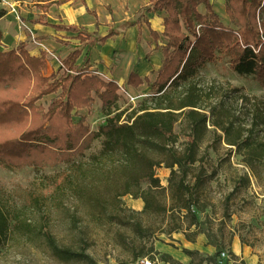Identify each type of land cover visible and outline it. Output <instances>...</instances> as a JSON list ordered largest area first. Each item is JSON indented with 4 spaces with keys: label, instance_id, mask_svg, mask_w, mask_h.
Here are the masks:
<instances>
[{
    "label": "trees",
    "instance_id": "obj_1",
    "mask_svg": "<svg viewBox=\"0 0 264 264\" xmlns=\"http://www.w3.org/2000/svg\"><path fill=\"white\" fill-rule=\"evenodd\" d=\"M70 1L74 0H42L44 5H40V9L47 12L53 5L61 6ZM81 1L87 13L97 18V13L87 7L86 0ZM1 4L2 0L0 19L7 14ZM200 6L205 7V13L200 11ZM225 8L233 27L224 25L211 0H150L144 12L167 14L163 21L164 45H158L160 35L151 28L164 59L152 83L154 94L128 115L118 107L120 86L93 73L87 59L83 67L77 64L83 47L104 45L119 34L118 31L111 30L101 36L97 31L89 32L77 25H51L43 18L33 20L32 23L52 26L58 31L77 33L82 46L62 59L59 71L49 76L46 53L33 56L24 44L7 50L5 44H9L10 39L0 32V166L15 171L28 167L43 170L66 164L75 178L72 183L75 180L80 183L77 184L80 196L83 186L80 175L85 164L76 163L75 159L83 156L96 139L102 138V148L92 158L98 168L106 162H117L112 164H116L120 172L119 179L110 190L119 196L132 195L142 200L144 207L141 211L117 207V214H93L92 217L132 232L136 238L126 246L131 253L130 263L149 258L164 264H183L171 255L158 252L153 243L155 235L172 237L174 234H183L192 243L203 234L208 245L215 247L213 255L183 249L191 258L190 264H230L241 259L232 251L233 238L226 243L214 237L210 229L203 228L204 223L199 218L207 207L203 199L205 179L200 172L204 169L200 139L203 130H208L209 116L201 111L193 80L208 64L226 59L231 71L252 77L264 88V0H225ZM140 23L138 19L126 23L122 29L140 26ZM147 80L131 73L128 85L139 87ZM55 94L48 108L40 104L45 97ZM96 97L102 103L106 120L94 131L85 117L78 122L74 119L79 110L90 109ZM238 98L251 112L249 132L264 130V102L246 94ZM181 120L188 123L183 148L177 147L180 136L175 132ZM213 125L224 133L231 152L235 150L241 155L248 168L254 170L256 161L264 159V139L251 142L240 131L231 135L233 122ZM161 166L170 170L167 188L157 175ZM67 177L66 173L60 175L59 187ZM144 183H147L146 188ZM89 198L94 210L101 209L106 201V195L100 194L99 189L92 191ZM73 216V224L81 232L77 223L79 217ZM154 218L161 219L159 227L151 224ZM46 224L42 235L56 256L64 261L99 264L89 253L94 244L92 239L81 235L77 248L62 246ZM224 249L228 250L230 258L222 261Z\"/></svg>",
    "mask_w": 264,
    "mask_h": 264
},
{
    "label": "rangeland",
    "instance_id": "obj_2",
    "mask_svg": "<svg viewBox=\"0 0 264 264\" xmlns=\"http://www.w3.org/2000/svg\"><path fill=\"white\" fill-rule=\"evenodd\" d=\"M130 1L133 4L142 2V0ZM211 1L217 11L223 4L221 0ZM104 2H108V5L110 3L119 5L114 8L111 6L113 10L107 7L108 12L115 11L118 18L126 12L137 9L129 3L120 5L122 0H104ZM143 9L139 10L136 17L131 20L134 21L138 17L142 19V16L148 15ZM200 11L205 13V7H201ZM100 17L108 18L106 7H102ZM220 17L222 22L228 25L224 24L225 26L233 27L230 18V22H226L223 15ZM101 32L105 34L106 29H102ZM128 37H131L130 33ZM161 43L163 45L166 43L164 37H161ZM134 55L133 47L129 44L121 61L122 64L126 66ZM111 71L112 68H109L108 73H112ZM146 79L148 78L144 80ZM154 81L155 76L152 75L139 87L122 84L119 91L121 98L118 103L120 110L128 115L140 102L152 96L155 92L152 88ZM193 84L196 86V93L203 108L201 111L209 116L208 130H203L200 139V156L203 157L202 166L204 167L200 172L205 179L203 199L207 207L204 213L199 214V218L204 223L203 228L210 229L214 237L226 243L232 238H239L243 245L252 248L258 259V262L254 264H264V159L257 160L255 169L251 170L246 166L241 155L235 150L231 152L230 146L225 142L224 133L213 125L214 123L230 125L233 122L231 135H237L240 131L244 133V137L248 136L251 142L264 139L263 129L249 132L251 112L249 106L238 98L241 94H246L264 102V88L252 77L240 76L231 71L226 59L208 64L194 78ZM56 96L57 94L47 96L40 104L48 108L51 100ZM81 117H85L91 129L97 131L106 120L101 101L96 97L94 105L90 109L79 110L74 120L78 122ZM175 132L180 136L177 147L183 148L186 143L185 134L188 132L187 121L181 120L176 125ZM102 141V138L96 139L83 156H77L75 159L76 163L85 164L80 175L83 185L80 188L82 191L80 196L77 194V184L80 185V183L76 180L72 183L75 178L72 177L70 167L66 164L43 170L28 167L15 171L6 170L0 166L2 242L0 264H87L82 260L64 261L56 256L42 235V227L46 223L62 246L77 248L81 235L92 239L94 244L89 253L99 264L131 262V253L126 246L136 238L132 232L119 225L109 224L108 221L93 220L92 217L93 214L98 216L117 214V207L125 211L143 209L136 206V199L132 195L119 196V193L110 190L109 187L117 183L120 172H117L116 164H112L117 163L114 161L106 162L99 168L95 165L92 156L99 153ZM64 173L68 177L59 187L57 183L60 175ZM157 175L162 186L167 188L170 170L161 166L157 169ZM143 187L146 188L147 183H144ZM97 189L100 194L104 192L106 201L101 209L94 210L89 197L91 192ZM35 199L37 202H34ZM73 215L79 217L77 223L82 229L81 232L73 224L75 219ZM151 224L159 227L161 219H151ZM182 235L174 234L172 237L155 235L153 243L156 245L158 242L168 241L175 247H181L179 238L184 239ZM224 251L226 257L221 256L222 261L230 258L228 250L224 249ZM141 260L135 264H142ZM242 261L244 260L239 259L233 263L251 264L250 257Z\"/></svg>",
    "mask_w": 264,
    "mask_h": 264
},
{
    "label": "crops",
    "instance_id": "obj_3",
    "mask_svg": "<svg viewBox=\"0 0 264 264\" xmlns=\"http://www.w3.org/2000/svg\"><path fill=\"white\" fill-rule=\"evenodd\" d=\"M41 1L2 0L1 6L7 11V14L0 19V32L5 38L10 39V43L5 44V49L11 50L17 48L20 44H24L26 50L33 56H40L42 52L46 53L49 76L59 71L62 59H65L72 51L82 48V46L77 39V33L58 31L52 26L32 23L33 20L43 18L51 25H77L89 32L97 31L101 36H105L111 30H115L119 34L110 38L106 44L100 45L96 43L93 46L83 47L82 56L77 64L83 67L85 59H87L90 70L95 71V74L106 80L115 81L121 87L122 84L129 86L128 80L131 73L138 74L142 79H149V77L154 75L156 80L164 59L162 50L157 48V46L163 45L161 37H163V21L167 15L166 12L148 13V15L142 16V19L138 17L141 21L140 26L130 27L124 31L122 29L126 23L138 20V18L134 21L131 19L136 17L139 10L148 6L150 0H142V2L137 4H133L130 0H122L120 5L129 3L130 6L133 5L137 9L133 12H126L119 18L115 11L110 13L107 9V7L112 9V7H118L119 5L111 3L108 5V2H104V0H86L87 7L97 13V18L87 13L86 6L81 0L70 1L61 6L53 5L47 12H43L40 9V5H44ZM221 1L223 4L220 7L225 8L224 0ZM102 7H106L107 19H101L100 17ZM217 13L220 16L222 15L220 12ZM146 21L149 22L150 26ZM98 23L100 24L99 27H97ZM224 24L227 25L226 23ZM151 28L160 35L158 45L151 35ZM102 29H106L105 34L101 32ZM140 32L141 42L139 41ZM129 33L131 34L130 38L128 37ZM129 44L132 45L135 55L124 66L121 61ZM109 68H112V73H108ZM135 202L136 206L143 208L142 200L138 199ZM182 236L184 239L182 237L179 238L181 247H175L172 243L165 241L158 242L155 248L161 254L171 255L183 264L191 263V258L183 252V249L198 250L208 255L215 254V247L208 245V240L203 234L199 235L195 243L187 241L184 235ZM232 251L241 260L245 261L250 257L251 264L258 262L252 248L243 245L239 238L233 240ZM159 264L164 263L159 262Z\"/></svg>",
    "mask_w": 264,
    "mask_h": 264
},
{
    "label": "built area",
    "instance_id": "obj_4",
    "mask_svg": "<svg viewBox=\"0 0 264 264\" xmlns=\"http://www.w3.org/2000/svg\"><path fill=\"white\" fill-rule=\"evenodd\" d=\"M221 256H222V257H226V253H225V252L222 253ZM141 263H142V264H156L155 261H153V260H151V259H149V258H144V259H142V260H141Z\"/></svg>",
    "mask_w": 264,
    "mask_h": 264
},
{
    "label": "bare ground",
    "instance_id": "obj_5",
    "mask_svg": "<svg viewBox=\"0 0 264 264\" xmlns=\"http://www.w3.org/2000/svg\"><path fill=\"white\" fill-rule=\"evenodd\" d=\"M220 2H222V1H220ZM203 7V6H202ZM217 11V10H216ZM218 11L223 15V17L225 18V20L227 21V22H229V17H228V15L226 14V12H225V8L224 7H220V8H218ZM217 11V12H218Z\"/></svg>",
    "mask_w": 264,
    "mask_h": 264
}]
</instances>
